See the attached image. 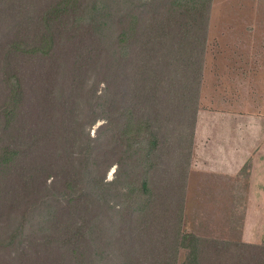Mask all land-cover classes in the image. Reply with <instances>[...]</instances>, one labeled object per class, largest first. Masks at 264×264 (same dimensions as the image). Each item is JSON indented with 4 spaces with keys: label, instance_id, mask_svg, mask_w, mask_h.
I'll return each instance as SVG.
<instances>
[{
    "label": "trees",
    "instance_id": "trees-1",
    "mask_svg": "<svg viewBox=\"0 0 264 264\" xmlns=\"http://www.w3.org/2000/svg\"><path fill=\"white\" fill-rule=\"evenodd\" d=\"M211 1L171 0L156 7H161L160 18H147L154 8L148 0L141 4L143 9L150 7L142 13L143 18L134 16L126 22L121 17L116 22L109 12L104 22L102 12L95 8L101 5L100 0H0V195L18 189L31 191L30 181L22 178L26 183L20 184L12 173L19 167L18 145L25 144L26 139L6 134L17 124L19 98L22 102L27 96L24 69L35 55L46 63L51 61L59 45L56 30H67L72 41L68 49L85 48L84 53L71 51L73 64L80 66L87 58L83 64L86 71L101 68L99 81L105 84L104 115L98 117L106 121L101 126V143L92 145L94 138L87 135L91 142L83 154L88 173H72L63 185L58 180L52 185L42 180L41 196L36 195V207L50 208V202L72 214L67 219L70 223L61 229L55 224L43 229L51 239L45 249L47 255L41 258V253L36 264H98L101 260L89 258L90 248L99 249L96 253L103 255L111 251L110 244L126 258V264H178L180 249L187 250L184 264H194L199 238L182 233V206L199 111ZM164 8L170 15L162 18ZM140 20L143 33L136 31ZM109 23L121 30L117 37L110 36L111 30L106 32ZM155 30L156 34H149ZM41 80L43 85L35 89V99L41 102L46 98L50 106L39 108L36 119L39 126L52 130L49 136L55 141L49 142L43 129L36 136V144L43 145L42 150H36V179L45 176L43 163L52 162L56 156L52 149L63 155L57 134L69 131V136L62 135L68 143L71 135L77 138L83 130L77 112L81 106H74L70 121L68 117L62 120L57 101L50 98L55 84L44 74ZM98 118L90 120V125ZM166 149L177 151L176 183L170 184L169 195L155 192L148 168L157 152L166 153ZM114 167V178L107 180ZM61 170L68 173L73 167L62 165ZM19 197L12 201V207L24 201L25 197ZM134 230L138 236L142 232L154 238L140 249L137 242H144V237L135 240ZM15 233L17 239L20 234ZM138 259L139 263L134 261Z\"/></svg>",
    "mask_w": 264,
    "mask_h": 264
},
{
    "label": "rangeland",
    "instance_id": "rangeland-1",
    "mask_svg": "<svg viewBox=\"0 0 264 264\" xmlns=\"http://www.w3.org/2000/svg\"><path fill=\"white\" fill-rule=\"evenodd\" d=\"M147 1L100 0L101 5H95V8L98 12H102L101 20L104 22L109 12L114 16L113 19L116 22L121 17H125L126 22H128L133 20L134 16H137L138 19L143 18L142 13L150 7L154 8L147 18H160L158 15L161 7L158 9L156 7L161 5L163 7L164 3L171 0H150L154 4L150 7L144 6L143 9L141 4L144 5ZM140 7L141 10H139ZM169 13L170 10L168 12L164 8V15L161 17L164 18L170 15ZM207 23V50L204 55L199 102V110L202 111V116L206 118V122L202 121L200 128L202 126L207 128V122L210 123L213 116L223 117L227 115L229 117L232 111L228 108V104H231L230 100L235 99L236 95L239 96L238 100H242L238 104L240 110L244 109L249 112L233 111L232 114L245 115L249 113L255 116V114L262 113L264 109V0H212ZM126 24L131 25V23ZM139 24L136 31L143 33L145 28L141 20ZM116 27L117 24L112 26L109 23L106 32L111 30L110 36L117 37L121 30L119 32ZM156 33V30L149 31V34ZM55 36L59 40V45L57 46L58 50L55 49L51 61L48 59V63H46V59L35 55L26 65L24 69L26 73L22 80L27 96L22 98V102L19 98L17 124H12L14 129H10L6 134L11 138L13 135L18 137L21 135L22 138L26 139L25 144L18 145V150L21 153L20 160L22 161H18L19 167L13 168L12 173L13 175L16 174V179L20 184L21 182L22 184L26 183L25 180L27 183L30 181L29 188L31 191L26 193L18 189L13 190L12 194L0 195V264H36V259L40 258L41 253V258L47 255L45 249L49 245L48 240L51 238L50 234L43 229L54 224L57 225L58 229H61L65 224L70 223L67 219L70 220L68 217L72 214L62 207L59 208L57 204L52 205L50 202H48L50 208L46 206L36 207V195L40 197L42 193V180L48 185H52L55 180H58L63 185L72 173L83 172L87 174L89 167L84 164L86 158L83 155L86 153L87 142H91V139H87V135L94 138L92 145L96 147L100 145L102 139L101 126L106 121L98 118L100 115H104L105 84H101L99 81L101 75L98 73L101 68L96 67L86 71L87 69L83 64L87 62V58H84L85 55L83 54L81 59H84L80 66L73 64V60L69 57L71 51L84 53L85 48L68 49L67 44L72 41L67 30L59 32L56 30ZM53 61L54 64H52ZM43 74L46 75L47 81L50 78L51 83L55 84L50 98L53 97V101H57L60 108L59 115H63L62 120L64 117H68L70 121L75 114L74 106L76 104L81 106L77 112L79 114L78 123L83 130L77 135V138L71 135L68 143L62 139V135L67 134L69 136V131L57 134V141L63 143V155L59 151L54 152L55 149H52L56 156L53 157L52 162L43 163L47 169L45 176L36 179V150H42L43 147V145L40 147L36 144V136L40 135L41 129L48 136L53 133L51 129L39 126L36 119L39 108L50 106L49 102H46V98L41 102L38 101V97L35 99V89L37 91V87L43 85L41 80ZM115 100L116 103H121L119 97ZM2 104L0 102V107ZM96 118H98L97 121H92L94 123L90 125V120ZM242 118L239 116L236 119L242 120ZM57 131H61V128ZM52 139L51 136L48 137L49 142L55 141ZM202 141L211 140L204 139ZM166 150H168L166 153L165 150L163 152L158 151L154 163L149 162L148 168L151 170V174H149L153 179L152 184L155 192L158 194L163 192L169 195L170 184L175 182L174 172L177 166L175 154L177 151L176 149H172V152L171 149ZM71 155L72 159H70ZM214 162L212 159L208 163ZM61 164L73 167V171L63 172ZM205 164L207 163L204 162L203 165ZM191 165L192 156L189 164L185 200L182 206V233L199 238L195 242L198 252L194 264H264V232L260 239L262 226L258 229L259 226H254L253 223L247 224L248 217L245 215L249 203H255L254 198L247 199L245 197L248 189L247 183L240 178L235 179L232 184H228L233 186L235 191L234 198L231 200L233 203L231 206H227L225 211L222 208V212L216 214L217 212L211 211V208L208 207L210 199L195 198L190 193L194 190L196 196L200 197L199 192L201 191L200 184L194 181L196 176H190ZM116 170L117 167L111 168L107 180L114 178ZM195 185H197L196 188ZM212 186L214 187L215 184L213 183ZM62 189L61 186L60 190L63 191ZM20 195L25 197L24 201L18 203L17 207H12V201L16 197L19 199ZM61 201L63 205H66L65 198H62ZM259 216L262 218L264 213L261 212ZM117 218L121 219V216L118 214ZM116 222L118 225L121 223L120 220H116ZM19 228H24V231L20 232ZM137 230H134L135 240L144 237V242L142 239H140L141 242L140 240L137 242L139 248L146 246L149 238H154L152 234L142 232L138 236ZM249 230L254 232L253 237L248 234ZM15 232H20L17 239ZM107 232L114 231L108 230ZM245 235L248 238H253V240L245 241ZM111 236L112 234L108 235V237ZM106 241L105 238V245ZM109 248L111 251H106L103 255L96 253L99 249L95 251V247L90 248L89 258L101 260L98 264H126V258L119 255L114 244H110ZM186 255L187 250L180 249L178 264H184ZM48 257L50 256L48 255ZM134 261L139 263L140 259Z\"/></svg>",
    "mask_w": 264,
    "mask_h": 264
},
{
    "label": "crops",
    "instance_id": "crops-1",
    "mask_svg": "<svg viewBox=\"0 0 264 264\" xmlns=\"http://www.w3.org/2000/svg\"><path fill=\"white\" fill-rule=\"evenodd\" d=\"M238 97L236 95L235 99L230 100L232 105L228 104L232 111L230 116H213L211 122H207V128H200L201 122H206V118L202 116V111H198L190 176H196L194 181L200 184V197L196 196L194 190L190 193L195 198L210 199L208 207L219 214L222 208L225 211L233 203L231 200L235 191L228 184L241 178L248 187L245 197L255 200V203H249L245 211L247 224L253 223L254 226H259L258 229L262 226L261 239L264 232V216H259L261 212L264 213V109L255 116L249 113L234 115L233 111H245L240 110L238 104L242 100H238ZM239 116L243 117L242 120L236 119ZM204 139L211 141H202ZM212 159L215 162L208 163ZM204 162L207 164L203 165ZM253 233L252 230L248 231L252 237ZM252 240L253 238L245 235V241Z\"/></svg>",
    "mask_w": 264,
    "mask_h": 264
}]
</instances>
